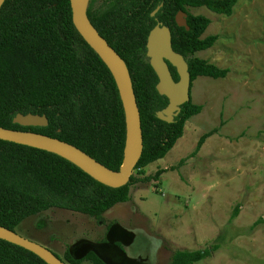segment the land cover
<instances>
[{
  "label": "trees",
  "instance_id": "1",
  "mask_svg": "<svg viewBox=\"0 0 264 264\" xmlns=\"http://www.w3.org/2000/svg\"><path fill=\"white\" fill-rule=\"evenodd\" d=\"M224 3L213 9L229 17L238 0ZM107 40L124 59L132 78L144 144L135 170L144 174L145 168L168 155L183 137L186 123L200 114L202 107L190 102L175 123L159 120L156 114L168 100L158 94V78L149 62L136 61L132 53L125 52L133 47L122 52ZM217 41L213 36L190 50L209 49ZM188 65L193 82L202 77L225 79L229 74V70L206 61ZM172 69L177 82L179 76ZM19 114L46 116L49 125L14 124ZM0 127L58 139L111 171L122 169L128 126L120 93L105 61L76 29L70 0H5L0 8ZM213 134L201 137L194 155ZM165 173L160 170L144 178L133 175L128 185L111 188L60 156L0 140V227L16 231L26 219L55 209L103 223L107 211L132 201L135 186L157 182ZM210 255V250L177 251L171 264H196ZM63 260L68 264H105L92 252L74 260L67 250ZM0 264L46 263L0 240Z\"/></svg>",
  "mask_w": 264,
  "mask_h": 264
},
{
  "label": "rangeland",
  "instance_id": "2",
  "mask_svg": "<svg viewBox=\"0 0 264 264\" xmlns=\"http://www.w3.org/2000/svg\"><path fill=\"white\" fill-rule=\"evenodd\" d=\"M212 34L205 58L229 74L193 82L202 111L164 159L133 172L165 170L160 180L135 186L103 223L55 209L26 219L19 235L62 259L72 250L74 260L92 252L111 264H171L177 251L210 250L196 264H264V0H238Z\"/></svg>",
  "mask_w": 264,
  "mask_h": 264
},
{
  "label": "water",
  "instance_id": "3",
  "mask_svg": "<svg viewBox=\"0 0 264 264\" xmlns=\"http://www.w3.org/2000/svg\"><path fill=\"white\" fill-rule=\"evenodd\" d=\"M4 1L0 0V8ZM70 2L73 23L76 29L105 61L116 81L127 119V145L130 133L133 138V147L128 158L126 157L125 151V161L122 169L120 172H114L75 146L44 135L13 131L0 127V140L55 154L75 164L99 182L111 188H121L129 184L144 149L141 115L132 78L125 61L99 35L89 21L86 15V8L83 10L81 1L70 0ZM147 49L150 66L158 78L156 90L160 96L166 97L169 100L167 108L158 112L156 116L159 120L170 124L173 122L174 116L180 112L181 107L192 102L193 81L189 73V65L181 55L174 52L171 33L166 27L158 26L151 32ZM166 60L177 70L179 76L177 82L174 80ZM13 122L22 127H47L49 125L46 116L33 114H19ZM0 240L33 253L46 264H68L48 248L22 237L16 231L0 227ZM71 252L72 250H70ZM89 253H86L83 257ZM95 255L102 260L97 254ZM103 262L105 264H111L109 261Z\"/></svg>",
  "mask_w": 264,
  "mask_h": 264
},
{
  "label": "flooded vegetation",
  "instance_id": "4",
  "mask_svg": "<svg viewBox=\"0 0 264 264\" xmlns=\"http://www.w3.org/2000/svg\"><path fill=\"white\" fill-rule=\"evenodd\" d=\"M225 1L88 0L86 15L99 35L110 46L107 38L113 44L121 47L122 52L125 51L126 47H133V49L125 52L132 53L133 59L136 61H146L150 64L147 45L151 32L159 26L169 29L174 52L181 55L187 63L195 60L208 62L205 54L212 47L195 51H191L190 48L204 42L207 43L213 37L212 24L214 18L225 16L215 12L213 7L225 4ZM115 51L120 56L119 52ZM166 62L169 64L173 76L172 68L174 67L170 65L168 60ZM175 71L177 72L176 69ZM183 107L174 116L173 122L170 124L175 123Z\"/></svg>",
  "mask_w": 264,
  "mask_h": 264
},
{
  "label": "bare ground",
  "instance_id": "5",
  "mask_svg": "<svg viewBox=\"0 0 264 264\" xmlns=\"http://www.w3.org/2000/svg\"><path fill=\"white\" fill-rule=\"evenodd\" d=\"M81 1V6L83 8V10L86 8L88 0H80ZM133 147V138H132V134H129V141H128V145H127V150H126V157L128 158L131 150Z\"/></svg>",
  "mask_w": 264,
  "mask_h": 264
}]
</instances>
